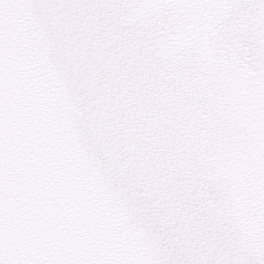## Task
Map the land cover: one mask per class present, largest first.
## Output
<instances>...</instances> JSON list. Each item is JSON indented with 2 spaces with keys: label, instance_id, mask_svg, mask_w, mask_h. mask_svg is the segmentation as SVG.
Listing matches in <instances>:
<instances>
[{
  "label": "snow or ice",
  "instance_id": "snow-or-ice-1",
  "mask_svg": "<svg viewBox=\"0 0 264 264\" xmlns=\"http://www.w3.org/2000/svg\"><path fill=\"white\" fill-rule=\"evenodd\" d=\"M0 264H264V0H0Z\"/></svg>",
  "mask_w": 264,
  "mask_h": 264
}]
</instances>
